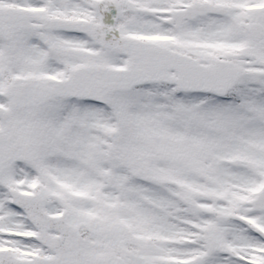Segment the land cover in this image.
Listing matches in <instances>:
<instances>
[{"label":"snow or ice","instance_id":"obj_1","mask_svg":"<svg viewBox=\"0 0 264 264\" xmlns=\"http://www.w3.org/2000/svg\"><path fill=\"white\" fill-rule=\"evenodd\" d=\"M0 264H264V0H0Z\"/></svg>","mask_w":264,"mask_h":264}]
</instances>
